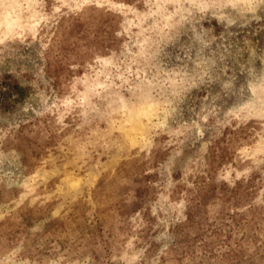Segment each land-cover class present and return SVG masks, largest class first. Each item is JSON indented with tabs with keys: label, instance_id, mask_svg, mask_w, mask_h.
Wrapping results in <instances>:
<instances>
[{
	"label": "rangeland",
	"instance_id": "1",
	"mask_svg": "<svg viewBox=\"0 0 264 264\" xmlns=\"http://www.w3.org/2000/svg\"><path fill=\"white\" fill-rule=\"evenodd\" d=\"M0 264H264V0H0Z\"/></svg>",
	"mask_w": 264,
	"mask_h": 264
}]
</instances>
